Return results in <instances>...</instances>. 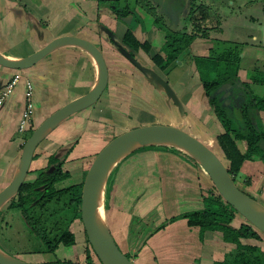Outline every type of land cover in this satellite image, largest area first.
Instances as JSON below:
<instances>
[{
  "label": "rangeland",
  "instance_id": "rangeland-1",
  "mask_svg": "<svg viewBox=\"0 0 264 264\" xmlns=\"http://www.w3.org/2000/svg\"><path fill=\"white\" fill-rule=\"evenodd\" d=\"M20 1L22 2L14 3L16 9L21 12V16L16 19L21 26L14 23L12 30L16 32L20 30V35L25 33L23 35L25 46L30 49L23 51L24 56L33 52L31 49H34V51L39 49L56 35L71 34L70 32L81 29L79 31L80 36L87 37L88 40L102 49L107 66L111 69V76L105 92L91 108L65 119L48 133L37 147L38 157L32 159L30 164L25 180L31 182L41 172L52 171L53 167L49 168L47 166L50 155L62 158L67 151L71 150L62 166V172H68L69 176L54 184L57 190H67V192L55 196L49 202L46 200L41 202V199L35 200L29 208L24 210L23 208L10 207V202L16 198L17 193L0 210V248L12 256L27 261L53 263L60 260L63 263L62 260H71L73 263L77 261L84 262L86 235L81 222L78 219H71L75 204L71 203L73 194L69 188L75 184L83 183L92 160L109 141L118 134L139 126L149 124L174 125L202 140L207 146L217 151L219 146L216 135L221 133L223 128L218 122L220 120L217 121L210 108L208 98L202 89L200 77L212 79L215 77L213 72H218V69L208 70V68H205L206 64H199V58L197 57H209L212 55L211 49L214 50L213 54L217 56L223 53L222 51L227 48L228 44L225 43L226 41L216 39L215 36H220L217 29H221V25L229 19L227 17L231 16H237V21L241 19L242 23L248 26V43H259L257 37L263 36L262 32L264 31L262 29L264 26V0H239L243 1L241 5L237 3L238 0H236L237 2L235 0H193L195 6L190 19L186 8L183 7L186 6L185 0H149L153 4H156V2L162 4L160 13L170 30L185 31L196 35L178 60L163 71H160L153 64L151 57L158 52V48L163 44L165 33L155 26L153 16L147 13L145 5H147L148 0H104L100 4L97 0ZM6 5H11L10 0ZM123 7H128L129 11H134L139 15L145 28L143 32L138 31L140 35L137 37L140 41H147L151 45L149 52L140 49L136 53L134 52V56L131 57L139 65L152 69L162 79L166 80L177 95L184 111H179L164 89L156 86L153 80L131 61L132 59L130 60L121 49H118L116 43L111 40L112 37L110 38L108 34L104 33L102 27L108 29L110 27L108 25H112V22L116 20L121 25L119 29L125 28L130 22L131 14L123 17L114 16L115 11H121ZM33 13L39 14L40 20L45 18L48 25L46 22H41L42 25L45 24L43 26L37 24ZM196 26L198 29H196ZM116 30L118 28L114 27L115 32L113 33L116 42L123 45L122 33ZM101 33L104 34L103 37ZM203 33H206V36ZM21 40L20 42H22ZM247 50H245L244 64L251 61ZM3 54L17 56L15 54L18 53H5L4 51ZM254 55H257L260 63L264 64V51H257ZM219 70H225L224 63L220 65ZM12 71L13 74L20 73L21 79L24 81L26 79L32 81L34 87L32 130L54 110L75 97L86 93L90 89L92 80H95L97 76L96 67L90 56L83 50L71 47L52 51L30 69ZM254 74V72H250L251 76ZM256 74L264 76L263 72H257ZM259 90L263 92L264 87L259 88ZM220 101L227 104L224 98ZM227 107H230V105H227ZM171 111H173V114L175 111V118L171 116ZM14 117L15 115L10 117V122L13 123ZM232 126L234 128L238 126L234 118L232 119ZM30 135L31 131H26L18 133L17 136L23 139V145L24 140ZM21 149L22 146L16 153L13 172L17 167ZM151 150L158 152L170 151L190 159L186 154L173 147H145L126 156L110 172L104 193L106 217L110 213L109 218L114 215L118 221H123L125 217L128 220L126 216L128 214L132 229L122 243L121 238L114 232L115 223L107 218V225L117 245L126 254L140 252L144 246L140 245L141 242H145L148 237L152 236L153 230L157 229H154V226L159 223L157 221L162 220L163 223L167 219L166 213L168 215L172 214V212L167 211L159 212L161 219H158L155 214L157 210L154 209L144 220V215L139 213V218H137L134 212H138L135 207L141 190L127 200L124 196L126 191L128 192V190L136 187L138 189L140 186H132L131 184L142 183V175L138 174V170L142 166L135 162L132 163L134 159L130 157ZM219 153L224 160L222 153ZM127 161L129 164H127ZM224 162L228 165V162ZM201 171L205 182L211 185L209 177L202 169ZM245 183L242 182L240 185L237 182L236 184L244 188L247 185ZM207 186L210 189L209 185ZM210 187L212 188V186ZM203 196L207 197L205 192H203ZM157 201H161L163 204L162 198H158ZM261 202L264 204V201ZM201 205L202 207L204 205L203 199ZM184 213L175 216H182ZM151 214L155 217H151ZM178 220L184 221L186 219L178 217L176 221ZM168 221H170L169 218ZM245 222V219L237 214L232 221V225L239 227ZM145 223H148V225H144ZM67 229L74 232L76 242L74 245L66 247L62 243L57 244L56 241ZM191 229L192 235L195 233L196 237L199 236V239L197 238L194 241L197 243L196 247H199L201 253H207V255L205 254L206 258L200 254L201 259L199 260L201 262L210 260L208 256L214 260L215 252H229V247L219 249L210 244L214 239L213 233L205 232L200 235L198 227H191ZM160 230L162 229L156 231L159 232ZM79 236H82V239ZM243 243L260 246L264 249V235H262L261 240L256 241L243 239ZM48 245L52 247V250L47 251L49 250ZM139 248L140 250H138ZM179 250L184 253L180 246ZM193 254L197 255L196 253ZM129 258L136 264H143L136 259L137 254L131 255ZM93 261L96 262V259L94 258Z\"/></svg>",
  "mask_w": 264,
  "mask_h": 264
},
{
  "label": "crops",
  "instance_id": "crops-1",
  "mask_svg": "<svg viewBox=\"0 0 264 264\" xmlns=\"http://www.w3.org/2000/svg\"><path fill=\"white\" fill-rule=\"evenodd\" d=\"M8 1L9 0L0 1V50L3 52L5 51V53H18L15 54L17 56L8 54L13 58H18L20 56L23 57L25 55L23 54V51L30 49L29 47L25 46V42L23 39V35L25 33H23V35H20V30L17 32L15 30H12V26L14 23L17 26H21V24H19L20 22L16 20L19 18V16H21V12L19 11V9H16L17 7H15L14 2L22 1L10 0L11 5H6ZM186 1L189 0H185V2ZM239 2L237 3L241 5V2L243 1ZM33 14L35 16L34 18L36 19V23L38 24L37 19H40V15L36 13ZM227 18L229 19L227 20V22L221 25V29H217L220 36L215 37L218 40L242 45V47L240 48V54H242V56H240L239 54L241 58L239 63L240 68L237 71V76L240 79V83H230L232 85V88L230 89L231 93L234 96L236 95L243 98L239 105L240 107H238V111L237 109L233 110L230 108L233 115L232 119L234 118L237 121L238 126L236 127V129L242 130L244 129V127L243 123L241 122L239 113L242 103H247L248 99H252L253 97L262 98L264 96V91L260 92L259 90V88L264 87V84L252 81L253 76H255L257 72H264V64L260 63L259 57L257 55H254V53H257V51H264V31L262 32L263 36L257 37L259 43H248V26L242 23L241 19L237 21V16H231ZM42 20L39 22H46L45 18ZM112 25L109 24L108 26L110 27L107 26L112 33L115 32L114 27L118 28V30L116 31H119L122 34L127 28L126 26L123 29H119L121 25L117 20L112 22ZM144 28L145 26L142 22V24L134 28V34L136 36H139L140 34H138V31L140 30L141 32H143ZM262 29L264 30V26L262 27ZM80 30L81 29H77L74 32H70L71 34L68 35L80 36ZM118 35L120 36V34ZM55 37L58 36L56 35ZM81 37L88 39L85 36ZM20 39H22V42H20ZM245 50L248 51V55L251 58L250 63L247 61L246 64H244ZM31 51L34 52V49H31ZM251 71L255 73L252 76L250 75ZM12 75V70H7L0 66V80H3L4 83H6L12 77ZM94 81L95 80H92L91 86L93 85ZM242 83H244L245 85L247 84L248 87H243ZM217 96L220 99V97L223 96V93H218L215 97ZM23 101L24 89L22 88L21 81H19L14 88V94L7 100L5 105L0 107V190L7 185V182H9L10 175L12 174L14 168L13 163L16 157V153L22 146L23 139L20 136H17V125L20 118V113L23 109ZM227 105L228 104H225L226 107ZM14 109H18L16 113H14ZM171 113V116L175 118V111L174 114L173 111H171ZM14 115L15 117L12 123L10 122V117ZM249 117L255 129L260 132H264V110L250 107ZM261 149H263L262 151L264 155V144L262 143ZM143 152L145 153L136 155L137 157L134 155V157H130L134 159L132 163L135 162L142 166L138 170V174L142 175V183L131 184L132 186H140L138 187V189L137 187L132 188L128 190V192L126 191L124 193V196L127 200L129 199V197L136 195V193L141 190L139 200H137L136 202L135 208L138 209V212H134L135 217L139 218V213L141 215H144V220L145 217H147L150 213L153 212L154 209H156L157 212L155 214L156 218L158 219H161L159 212H172V214L170 215L166 213V217L168 219L177 214L202 209L201 191L203 190V188L207 189V185H209L210 188V184L205 182L202 171L198 166H196L186 157L178 154L176 155L174 153H171L170 151L158 152L155 150H151ZM127 164H129L128 161ZM242 171H244L243 173L251 179L250 184H244V190L247 193L251 194L253 197H256L257 200L264 201V156L253 161H245L242 166ZM239 184L241 185V182ZM158 198H162L163 204L161 203V201H157ZM153 205L155 206L153 207ZM109 214L107 215V218L109 219V221L115 223L114 232L121 238V242L123 243V240H125L127 235L130 233V230L132 229L130 225L131 221L129 220L130 217L128 214H126L128 220H126L125 217L123 221H118L117 217H115L114 215L109 218ZM151 217H155V215L151 214ZM161 221L157 222L160 223ZM159 223L154 226V229H156L162 222L160 224ZM144 225H148V223H145ZM191 232L192 229L187 225L186 220H178L174 223L171 222L159 232L153 230L152 236L148 237L145 240V244L141 248L140 252L136 253V259H138V261L143 264H213V258H211L210 256H208L210 260H203V262L199 260L201 259L200 254L201 256H205V254L207 255V253H201L199 247H196L197 243L194 241H196L197 238L199 239V236L196 237L195 233L194 235H192ZM179 246L182 248V250H184V253L179 250ZM193 253H196L197 255L195 256ZM206 257L207 256H205V258Z\"/></svg>",
  "mask_w": 264,
  "mask_h": 264
},
{
  "label": "water",
  "instance_id": "water-1",
  "mask_svg": "<svg viewBox=\"0 0 264 264\" xmlns=\"http://www.w3.org/2000/svg\"><path fill=\"white\" fill-rule=\"evenodd\" d=\"M104 33L116 43L118 49L129 57V59L149 76L156 86L164 89L169 98L172 99L175 107L179 111H184L181 102L169 84L150 68L139 65L128 53L129 49L125 45L117 44L114 33L106 27H102ZM112 34V36H110ZM103 37L104 34L101 33ZM77 48L83 50L90 56L96 67V79L90 89L78 97L66 102L58 109L49 114L25 140L22 145L20 158L11 179L5 187L0 190V210L18 193L24 183L29 171L34 153L48 135V133L65 119L91 108L101 97L106 89L109 79L108 67L104 54L100 48L92 41L77 35H61L53 38L42 47L24 57L13 58L6 56L0 50V66L8 70H27L41 62L48 54L59 48ZM128 50V51H127ZM31 80V79H30ZM22 88H25V81L20 80ZM4 86L0 80V89ZM230 83L222 84L214 93H223L221 97L226 99L227 104L234 100L242 101L243 98L231 93ZM14 94V90L11 96ZM221 99H218L220 102ZM223 106L225 103L223 102ZM152 146L173 147L194 161L209 177L212 187L231 205L237 214L242 216L247 223L252 225L257 231L264 235V204L247 194L237 185L228 172V167L218 152L207 146L202 140L184 131L182 128L168 124H149L128 129L111 141H109L94 157L81 188L80 215L81 223L93 252L99 263L97 264H136L128 258L119 248L114 240L107 223V217L103 211L105 221L98 218L97 206L99 204L100 193H105L108 176L115 166L126 156L141 148ZM211 188V187H210ZM236 214V215H237ZM0 264H59L27 261L4 252L0 248Z\"/></svg>",
  "mask_w": 264,
  "mask_h": 264
},
{
  "label": "trees",
  "instance_id": "trees-1",
  "mask_svg": "<svg viewBox=\"0 0 264 264\" xmlns=\"http://www.w3.org/2000/svg\"><path fill=\"white\" fill-rule=\"evenodd\" d=\"M97 1L100 4V2L104 0ZM185 4L186 6L184 5L183 7L186 8L190 19L194 11V1H186ZM145 7L147 13L153 16V23L155 24V26L165 33L163 44L158 49V52H156L151 57V61L153 62V64L158 67L160 71H163L168 69L174 61L178 60L179 56L192 43L196 35H194L193 33H186L185 31L181 32L170 30L163 21V15L160 13L162 4H153L148 0ZM128 14H131L132 18L130 19V23L127 24L126 30L122 34L121 39L123 45L127 46V48L129 49V51H127L131 56H134V52L136 53L140 49L144 50L145 52H149L151 48L150 43H148L147 41H140L139 38L134 34V28L139 24H142V20L139 15L134 11H129L128 7H123L121 11L116 10L114 16L123 17ZM39 21L41 20L37 19V22L40 23L41 26L45 25H42ZM196 29H198L197 26ZM203 35L206 36V33H203ZM225 43L228 44L226 48L227 51L225 52L226 49H224L222 51L223 53H220L219 56L213 54L214 50L211 49L210 51L212 55H210L209 57H197L199 58V64H206L205 68H208V70L218 69V72H213L215 77H213L212 79L200 77V82L202 85V89L208 98L210 108L212 109V112L217 121L220 120L218 122L221 124V128H223V131L216 135V141L219 146L217 152L219 155H221L219 153L221 152L224 156V161L228 162V172L232 176L234 182H246V184L248 185L250 184L251 179L250 177H247L244 173H242V166L244 162L247 160L253 161L264 156L262 151L263 149H261V143L264 144V132L256 130L252 125L251 119L249 117V108L253 107L255 109L264 110V96L262 98L253 97L252 99H248L247 103L244 102L242 104L239 113L244 129L241 130L234 128L232 126L233 115L231 113V109H235L234 106H223L221 101H218V96H214V93L224 83H240V79L237 76V71L240 68L239 63L241 58L239 54L242 45L233 44L231 42ZM100 50L102 51L101 48ZM222 63H224L225 65V70H219ZM110 73L111 69L108 67L109 82L111 76ZM252 81L264 84V76L255 74ZM242 86H245L246 88L248 87L247 84L245 85L244 83H242ZM33 130L30 129L31 133ZM70 151L71 150L67 151L62 158H57L54 155H50L48 158L47 166L49 168L53 167L52 171L41 172L37 176V178H35L31 182L25 180V182L21 185L16 198L10 202V207L23 208L24 210L26 208H29L35 200L41 199V202L45 200L49 202L53 200L55 196L65 194L67 190H57L54 187V184L66 179L69 176L68 172H62V166L68 158ZM37 157L38 154L35 151L33 160ZM189 160L191 161V158ZM191 162L194 163L193 160ZM82 184L83 183L75 184L70 187L71 189L69 188V190H72L73 194L71 203L75 204L71 219H78V221L80 222ZM241 189L245 191L244 188ZM203 192L206 193L207 197L203 196ZM201 193L204 204L202 209L185 212L182 216L170 217V221L166 219V221L161 223L156 230L163 229L167 224L176 221V219L180 217L186 219L188 226L198 227V229L200 230V235H203L205 232H210L211 234L213 233L214 239L210 242V244L215 245L219 249L229 247L228 253L215 252L213 264H264V249L260 246L243 243V239L255 241L261 240L263 234L257 231L252 225L247 222L242 223L239 227L233 226L232 221L235 218L237 212L231 205H229L222 199V197L216 192L214 187L210 189L207 188L206 190L203 189ZM249 195L252 196L251 194ZM201 239L203 240L202 237ZM75 242L76 240L74 232L68 229L64 231L61 237L56 241L57 244L62 243L66 247L74 245ZM144 244L145 242H142V244L140 245L143 246ZM48 248L49 250L47 251L52 250V247H50L49 245ZM138 250H140V248ZM124 254L129 258L131 257V255L133 256L136 253ZM85 255L86 256L84 262L77 261L73 263L71 262V260H62L63 263H61L60 260H56V262L54 261L53 263H99L89 241L87 240V237ZM94 258L96 259V262L93 261Z\"/></svg>",
  "mask_w": 264,
  "mask_h": 264
},
{
  "label": "built area",
  "instance_id": "built-area-1",
  "mask_svg": "<svg viewBox=\"0 0 264 264\" xmlns=\"http://www.w3.org/2000/svg\"><path fill=\"white\" fill-rule=\"evenodd\" d=\"M20 73H15L11 77L10 81L6 83V85L0 89V107L6 103L8 98L11 96L15 86L18 81L21 79ZM34 87L32 81L30 79L25 80V92H24V101H23V109L20 114V118L17 125V131L19 133L26 132L31 128V118L33 116L34 109Z\"/></svg>",
  "mask_w": 264,
  "mask_h": 264
},
{
  "label": "bare ground",
  "instance_id": "bare-ground-1",
  "mask_svg": "<svg viewBox=\"0 0 264 264\" xmlns=\"http://www.w3.org/2000/svg\"><path fill=\"white\" fill-rule=\"evenodd\" d=\"M64 132V131H63ZM100 199H99V204L97 206V211H98V218L101 221H105V216H104V211H103V199H104V195H103V191L100 193ZM82 237V236H81ZM79 236V238H81ZM82 239V238H81Z\"/></svg>",
  "mask_w": 264,
  "mask_h": 264
},
{
  "label": "flooded vegetation",
  "instance_id": "flooded-vegetation-1",
  "mask_svg": "<svg viewBox=\"0 0 264 264\" xmlns=\"http://www.w3.org/2000/svg\"><path fill=\"white\" fill-rule=\"evenodd\" d=\"M130 23V22H129ZM109 80V79H108ZM108 85V84H107ZM106 90V89H105ZM105 90L103 91V93L105 92ZM238 96H236L235 95V98H237ZM240 103H241V101L239 100H234V101H232L230 104H228V105H230V107H232V106H234V108L235 109H239L238 107H240L239 105H240ZM222 104H223V102H222ZM243 104V103H242ZM43 189V188H42Z\"/></svg>",
  "mask_w": 264,
  "mask_h": 264
},
{
  "label": "clouds",
  "instance_id": "clouds-1",
  "mask_svg": "<svg viewBox=\"0 0 264 264\" xmlns=\"http://www.w3.org/2000/svg\"><path fill=\"white\" fill-rule=\"evenodd\" d=\"M12 76H13V75H12ZM10 79H11V78H10ZM10 79H9L6 83H8V82L10 81ZM20 80H21V79H20ZM20 80H19V81H20ZM19 81H18V82H19ZM6 83H4V86L6 85ZM17 84H18V83H17ZM4 86H3V87H4ZM3 87H2V88H3ZM2 88H1V89H2ZM10 97H11V96H10ZM10 97H9V98H10ZM9 98H8V99H9ZM6 102H7V101H6ZM5 104H6V103H5ZM5 104H4V105H5ZM2 106H3V105H2ZM33 114H34V113H33ZM32 127H33V125H31V128H30V129H32ZM30 129H28L27 131H30ZM17 132H18V131H17ZM18 133H19V132H18Z\"/></svg>",
  "mask_w": 264,
  "mask_h": 264
}]
</instances>
